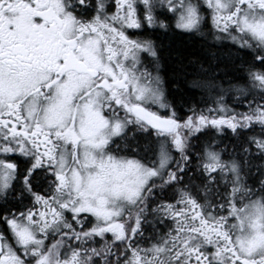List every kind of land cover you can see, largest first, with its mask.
Segmentation results:
<instances>
[{"label":"snow or ice","instance_id":"obj_1","mask_svg":"<svg viewBox=\"0 0 264 264\" xmlns=\"http://www.w3.org/2000/svg\"><path fill=\"white\" fill-rule=\"evenodd\" d=\"M0 264H264V0H0Z\"/></svg>","mask_w":264,"mask_h":264}]
</instances>
